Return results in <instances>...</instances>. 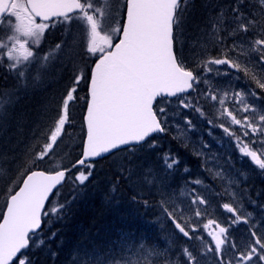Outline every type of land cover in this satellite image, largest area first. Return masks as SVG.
I'll use <instances>...</instances> for the list:
<instances>
[{
    "label": "snow or ice",
    "instance_id": "obj_1",
    "mask_svg": "<svg viewBox=\"0 0 264 264\" xmlns=\"http://www.w3.org/2000/svg\"><path fill=\"white\" fill-rule=\"evenodd\" d=\"M52 29H63L71 43L61 38L45 52ZM0 70V133L16 129L15 142L0 137V264H35L31 250L45 245V222L63 218L100 161H110L118 182L158 187L162 214L188 242L176 259L143 243L141 252L162 264H264V201L251 195L249 173L232 170V153L221 164L202 138L191 140L200 131L196 117L209 136L219 129L264 179V0H0ZM63 73V86L42 97L35 117L21 110ZM221 76L230 79L216 82ZM165 135L192 144L223 191L193 187L190 200L177 202L167 191L180 164L171 152L160 157L159 172L141 168L138 153L156 150ZM64 185L71 199H61ZM211 197H227L216 205L222 218L201 227ZM188 212L191 223L183 222ZM240 225L246 235L238 239ZM70 264L132 262L123 250L76 249Z\"/></svg>",
    "mask_w": 264,
    "mask_h": 264
},
{
    "label": "trees",
    "instance_id": "obj_2",
    "mask_svg": "<svg viewBox=\"0 0 264 264\" xmlns=\"http://www.w3.org/2000/svg\"><path fill=\"white\" fill-rule=\"evenodd\" d=\"M197 3H199V0H197ZM57 31L58 32H52L53 34L50 33L46 36L43 43V51H48L56 42H59L61 38H67L69 43H71V37H69L67 33L62 32L63 29H57ZM66 50L68 49H65L64 52L60 54L64 62L66 59L64 56ZM186 54H188V52ZM77 61L80 62L79 58H77ZM57 63H59V61H57ZM81 63L90 64L91 60L85 59ZM2 74L3 72L0 70V75ZM55 80L56 79H54V81L50 80L47 91L43 92L42 97L44 95L52 94L54 90L58 91L60 89L59 84L56 86L58 87V90L55 88ZM81 93V95L84 94L83 92ZM79 107L80 106L76 107L73 112V115L76 118V132L79 131V116L82 111V108L79 109ZM163 139L167 140L166 138L161 137V141H163ZM169 140L173 142V145L168 144L169 142L163 141V146L158 143L156 150L150 152L146 151L139 154L140 159L138 163L141 168L145 170L152 169L154 172H159L162 167L160 157L164 152H168V145H170V147H172V153H175L180 160L177 174L182 178L194 175V172L190 170L193 165L192 163H194V156H191L190 152L184 148V151L181 153L177 149L180 146L175 140L171 137ZM183 152H185L186 156L183 155ZM109 162L110 161H100V163L97 164L96 174L89 182H87V186L83 188L80 194L72 201L66 213L63 215V218L56 219L55 217H52L48 222H45L46 227L43 229L42 235L45 237L46 243L42 248L35 249L33 254L35 264H70L71 258L76 249H90L93 245V249H98L100 251H106L108 249L116 250L117 247L119 248L122 246L121 243L124 240L129 241L128 232H126L127 227L134 228L139 222L147 221L142 220V218L148 215L149 210L142 207V200H140V198L148 200L147 197H155L157 193L155 187H150L149 184L133 186L126 181H116L113 179L112 172L108 168ZM185 168L188 169L187 172L184 171ZM177 181V176L172 174L167 183L173 186ZM253 185L254 188H256L253 194H257V192L264 190V181L260 180L259 185ZM70 187V185H65L63 187L61 190L63 194L61 199L63 197L71 199L69 196ZM133 197H136V199H133ZM256 198L264 201V194L260 197L256 196ZM3 204L4 197L0 195V208L3 207ZM133 213H137L136 222H131ZM110 216L114 218H111ZM53 232L56 233L55 238L53 240H47V237ZM163 245H165V243H163ZM97 246H101V248H98ZM51 252H55L56 256L52 257L50 255Z\"/></svg>",
    "mask_w": 264,
    "mask_h": 264
},
{
    "label": "rangeland",
    "instance_id": "obj_3",
    "mask_svg": "<svg viewBox=\"0 0 264 264\" xmlns=\"http://www.w3.org/2000/svg\"><path fill=\"white\" fill-rule=\"evenodd\" d=\"M75 27H76V26L74 25V26H73V30H72V36H75V34H76V30H77V29L74 30ZM67 52H68V50H66V52L64 53V54H65L64 56L66 57V59H65V63H67V59H68V57H67V55H66ZM186 53H187V52L185 51V54H186ZM186 55H187V54H186ZM221 67L224 68V67H226V66H221ZM62 75H63V79H60L59 76H58V77L56 78V80H55V88H56L57 90H58V87H56L57 84H59V85H60L59 88H61V85H62V84L64 83V81L67 79V73H63ZM229 79H230V77L221 76V77L219 78V80L216 81V82L223 84V83H225L226 81H228ZM53 81H54V79H53ZM52 84H54V83H52ZM52 84H50V85H52ZM55 88H54V89H55ZM54 92H56V90H54L52 93H54ZM42 94H43V92H41V91H37V92L35 93V95H30V96H29V97L23 102V104H22V106H21V110L29 111V112L32 114V116L35 117L36 110H37V108L39 107V105H40V103H41V100H42ZM80 95H81V93H80ZM78 106H79V105H77L76 107H78ZM211 111L214 112L215 110L213 109V110H211ZM193 119L196 120V122H197V124H198V126H199V128H200V131H198V132H196V133H194V134L192 135V137H191L192 143H194V144H198L199 141H200L201 138H202L203 141L206 142V143L209 145V148H208V149H205V152L209 153V156H210L212 153H215V154L218 156V158H219L221 164H223L224 161L227 160L226 158H228V154H229V153L235 154V153H234V150H233L231 147H229V144H228L227 140H226L225 143H224V142L220 143V142L218 141V137H223V133H222L219 129H216V130L214 131L213 136H209V135L207 134V128L204 126V124H203L201 121H199L196 117H193ZM15 134H16V129H15V127L10 126V127L7 129V131L0 133V137H12V141L15 142V138H16ZM176 141H177V140H176ZM162 142H163V141H159V142H158L159 145L161 144V145L163 146ZM177 143H178V145L180 146V147L177 148L178 151H180V152L182 153V151H184V150H183V148H184L185 150H187L188 152H190V155H191V156H194V158L196 159V160L193 159V162L196 164V169L194 170V172H195V178H196V179H201L202 181L206 182V181H205V178H209V177H210V178H213L212 175H210L207 171L204 170V168H203V166H202V164H203L202 158L197 157V156H195V155L193 154V151H192V144H190L187 148H185V147H184L179 141H177ZM182 146H183V147H182ZM168 150H169V152H170V151H171V147H169ZM141 153H143V152H141ZM141 153H138V154H141ZM172 155H173V154H172ZM184 155H186L185 152H184ZM193 166H194V165H193ZM209 166H210V167L212 166V161H211V160H209ZM194 168H195V167H194ZM232 170L235 172L236 170H240V169H239L238 167H236V165L234 164L233 167H232ZM240 171H242V170H240ZM244 171H245V172H248V169H244ZM249 175H250V174H249ZM216 180H218V181H217V183H216V185H215L214 182H215ZM255 180H256V178H255L254 176H251V179H249V182H248L249 185L251 186V188H250L251 195H253V192H254V190L256 189V188H254V185H253V182H254ZM206 183H207V182H206ZM208 183H210V187H208V188L205 189L204 191L200 190V188H201V186H203V184H201V186L199 187V190H198V189H197V190H198L200 193L204 194V195H208L209 191H216V190H217V184L219 185L220 189L223 190V187H222L221 182L219 181V179H214V181H212V182H208ZM150 187H151V185H150ZM211 187H212V188H211ZM157 188H158V187H156V189H157ZM167 191H168L169 193L174 194V199H175L177 202H180V201H185V202H187V200H190V198H191V194H189V196L187 197V199H186L184 196H181V192H182V191L185 192V189H184V187H183L182 185H180L178 188H176V187L173 188V187L169 186V187L167 188ZM160 199H161V197H160V194H159V196H158V202L155 203V206L158 208L159 212L162 214V211H161V209H160V207H159ZM210 199H211L212 207H209V208H208V213H209V212L213 213L214 211H217V207H216V205H217L218 203H217L215 197H211ZM150 201H151V200H150ZM220 203H222V202L220 201ZM142 207H143V205H142ZM133 216L135 217V218H133V219H134L133 222H136L137 213H133ZM131 218H132V217H131ZM194 219H195V218H194V216L192 215L191 212H188V213L185 214V221H191V222H193ZM200 223H201V222H200ZM201 226H202V224H201ZM241 229H242L243 231H240V232H238V233L236 234V237H237L238 239H240V237L242 238V236L244 235V232H245V226H244V228H241ZM205 235H206V234H205ZM144 241H145V243H148V244L151 243V240H150L149 238H145ZM130 252H131V249H130V248H126V253L129 254ZM131 255H132V257H133V258H132V260H133V261H132V264H157V260L154 259V257L147 255L146 252H141V250L139 249V247H138L135 243L132 244V252H131ZM126 259H127V258H126Z\"/></svg>",
    "mask_w": 264,
    "mask_h": 264
},
{
    "label": "bare ground",
    "instance_id": "obj_4",
    "mask_svg": "<svg viewBox=\"0 0 264 264\" xmlns=\"http://www.w3.org/2000/svg\"><path fill=\"white\" fill-rule=\"evenodd\" d=\"M183 154H184V152H183ZM183 162H184V161H183ZM107 171H108V170H107ZM123 204H124V203H123ZM109 213H110V212H109ZM101 214H102V213H101ZM107 215H108V213H107ZM100 216H101V215H100ZM110 217H111V218H114V217H112V216H110ZM108 218H109V217H108ZM133 218H134V216L131 218V222H133V220H134ZM105 219H106V218H105ZM92 220H93V219H92ZM107 220H108V219H107ZM107 220H106V221H107ZM111 220H112V219H111ZM118 222H121V221H118ZM113 223H114V222H113ZM106 224H107V223H106ZM76 227H77V226H76ZM99 227H100V226H99ZM109 227H110V226H109ZM112 227H113V226H112ZM86 230H87V229H86ZM86 230H85V231H86ZM102 230H104V229H102ZM106 230H107V229H106ZM96 231H97V229H96ZM85 233H86V232H85ZM98 234H99V233H98ZM84 235H85V234H84ZM103 235H104V234H103ZM100 236H101V235H100ZM88 239H90V238H88ZM92 239H93V237H92ZM92 239H91V240H92ZM98 239H99V238H98ZM104 239H105V238H104ZM105 240H106V239H105ZM106 242H107V241H106ZM81 243H83V242H81ZM112 244H113V243H112ZM117 244H118V243H117ZM121 244H122V243H121ZM78 245H79V244H78ZM100 245H101V244H100ZM93 246H94V245H93ZM93 246H92V247H93ZM104 246H105V245H104ZM74 247H75V246H74ZM90 247H91V246H90ZM110 247H111V245H110ZM117 248H118V247H117ZM39 255H40V254H39ZM42 256H43V255H42ZM42 258H44V257H42ZM42 258H41V259H42ZM44 261H45V260H44ZM41 262H43V261H41ZM38 264H39V263H38Z\"/></svg>",
    "mask_w": 264,
    "mask_h": 264
}]
</instances>
